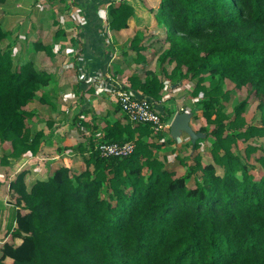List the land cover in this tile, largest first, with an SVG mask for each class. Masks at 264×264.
<instances>
[{"label":"trees","instance_id":"obj_1","mask_svg":"<svg viewBox=\"0 0 264 264\" xmlns=\"http://www.w3.org/2000/svg\"><path fill=\"white\" fill-rule=\"evenodd\" d=\"M150 13L166 29L168 45L160 60L175 63L171 77L196 83L191 94L205 125L195 124L203 136L190 142L191 148L198 150L204 135L211 137L214 161L195 154L189 173L180 176L154 156L150 124L107 122L89 150L78 146L83 155L78 170L76 157L66 158L31 186L28 169L9 181L16 195L9 234L22 242L6 241L0 264H264V175L256 178L255 166L232 149L243 140L246 158L255 155L264 169V155L255 154L264 144L250 139L264 137V0H160ZM106 15L111 31H119L138 13L131 0H113ZM9 35L0 20L2 163L38 154L45 132L30 135L34 112L28 106L48 102L42 91L53 79L31 59L17 64L13 45L2 47ZM141 39L138 31L132 40L137 50ZM151 76L132 75L123 83L159 101L165 84ZM225 81L237 90L249 87L259 98L260 125L239 123L248 99L235 107L236 119L225 123L218 108ZM101 141H134L136 147L129 156L106 158L95 150ZM193 175L195 184L189 186Z\"/></svg>","mask_w":264,"mask_h":264},{"label":"crops","instance_id":"obj_2","mask_svg":"<svg viewBox=\"0 0 264 264\" xmlns=\"http://www.w3.org/2000/svg\"><path fill=\"white\" fill-rule=\"evenodd\" d=\"M112 1L7 0L0 4V20L4 29L10 32L3 43L9 44V38L14 36L17 42L13 49L18 52L19 57L28 56L27 60H33L37 66L46 69L53 76L51 84L42 91L47 95L48 102L35 100L29 104L35 106L28 108L34 112L32 124H37L36 120H40L41 116L46 117V126L39 130H44L45 139L54 137L53 133L59 132L62 145L64 143L69 153H80V144L89 150L91 140L97 142L104 135L107 122L116 121L121 107L115 89L118 84H124L126 77L140 75L145 80L154 72L160 79L168 81L162 99L153 100L156 109L166 119L174 118L181 108L191 112L190 109L196 101L190 93L193 81H175L171 77L175 63H162L160 60L162 51L168 45L164 42L166 29L150 13L157 10L159 5L149 7L143 3L144 0H131L137 8L138 16L131 22L130 27L111 31L106 14ZM58 10L60 11L57 12ZM75 12V19L69 18V13ZM138 31L142 37L141 50L132 45ZM66 34L69 35L70 51L62 58L56 49L57 45L65 43ZM37 42L49 47L38 50L34 46ZM77 46L81 51H78ZM27 50L29 55L26 54ZM67 91V101L64 104L68 108L77 105L75 110L72 107V112H75L73 122L78 121L77 125L74 124L77 130L72 133L65 129L69 122L64 121L62 127H56L60 123L58 113L52 110V114L48 115L47 112V106L55 109L57 100L61 99L60 95ZM53 121L54 125L51 126ZM25 157L28 155H22L21 159ZM14 160H11L13 164ZM4 170L0 164V176L8 173ZM28 171L31 172L29 168ZM29 172L26 181L30 186L32 182L29 184ZM8 179L9 177H0V186L6 182L8 187L12 180ZM6 222L7 218L4 220L0 214V235Z\"/></svg>","mask_w":264,"mask_h":264},{"label":"rangeland","instance_id":"obj_3","mask_svg":"<svg viewBox=\"0 0 264 264\" xmlns=\"http://www.w3.org/2000/svg\"><path fill=\"white\" fill-rule=\"evenodd\" d=\"M132 2H133V0H132ZM143 3L147 4L149 7H151L152 5L157 7L160 3V0H144ZM59 11L60 10H58L57 12H59ZM75 15H76V12L75 13H69V18L75 19ZM55 16H56V13H55ZM59 29H60V27H59ZM68 36L69 35H67V37L65 39V43H63L62 45H57L56 50H58L61 53L62 58L65 57L67 54H69V51H70L69 37ZM9 41H10V45L13 44V46L15 47V44L17 42L15 40V37L14 36L10 37ZM2 47L4 49L9 48L8 42L6 43V45H5V43H3ZM68 48H69V50H68ZM77 48H78V46H77ZM12 53H13L14 60L17 64L23 63L25 60L29 59L28 56H24V57L20 58L18 52H15V49H12ZM26 54L29 55L28 50H27ZM151 73L152 74H150V75H152V76L155 75L154 72H151ZM162 81L165 84L164 88H163V90H164L166 85H168V81H166V82L164 80H162ZM195 84L196 83L194 80L192 85L195 86ZM122 85H124V84H122ZM222 88L224 89V95L222 98L223 99L222 103L220 105H218V108H220L222 110V113L226 115L225 116L226 118H224L225 123H229L230 121H234L236 119L235 107L237 105H239L243 100L248 99L246 110L243 112V115H242L243 120H239V123H246L247 125L248 124L260 125V110L258 109L259 98L257 96H255L254 93L252 94L249 87H245L242 90H237L235 88L234 84L230 83L229 81H225ZM225 91L227 92V94ZM67 93H68V91L63 93V95L62 94L60 95L61 99L57 100L56 105L54 106V108L56 110L53 109L50 105H48L47 106V112H48V115L52 114V110H54L55 112L58 113V117L60 118V123L56 127H62V125H64V121H65V123L69 122L65 129L72 133V131L77 130V128L74 126V124L75 125L78 124V121L73 122V116H74L73 114L75 112H72V107H73V110H75L77 105L76 106L73 105L70 108H68L64 104V102L67 101V98H65V95ZM190 93H191V91H190ZM191 104H193V103H191ZM196 106H197V100L194 102V105H193L192 109H190V111L193 112L194 115L197 116V120H195L193 118V114L191 112L185 111L184 108H181L179 110L180 112H178V113L187 112L188 114L191 115L190 116V121H191L190 123H192L193 129H196L195 124H196V126L199 124L205 125L204 120L202 119L203 111L201 108L196 109ZM30 107L32 108L35 106L32 105V106H29L28 108H30ZM43 109H44V111H46L45 108H43ZM119 110H120V114L117 117V119L115 118L116 121H120L122 123L132 122L128 118V116L122 111L121 108ZM35 111H37V110L35 109ZM173 119H174L173 117H169L167 119V121L172 122ZM46 120H47L46 117L41 116L40 120H36V122H38V123L33 125L32 124L33 120L30 119L29 120L30 135L33 136L36 131H38L40 128H43L44 126H46ZM76 122H77V124H76ZM132 123H135V122H132ZM69 124H70V126H69ZM53 125H54V121L52 122L51 126H53ZM208 128L211 129L212 126L210 125ZM56 133H59V132H54L53 133L54 137H50L48 139H45L46 136H44L41 139V144H40L41 149L39 150L38 154L36 155V158H30L28 155V157H25L24 159L23 158L21 159V157H20V160H19V158H15V160L13 161L14 164L11 161H8L7 163L6 162H3V163L0 162V164H2L3 167L5 168V170L8 171V173H6L4 170V172H5L4 174H6L7 176L3 174L0 177L1 178L9 177V179L10 178L15 179V177L19 171H21L22 169H28L29 168L31 172H29L28 180H29V184H30V182H32L30 184V186H31L35 181H37L39 179L48 178L58 166L63 165L66 162V158H74V157H76V161H75V164L73 167H74V169L78 170L79 169V162L83 158V155H81L80 153H78V154L72 153V152L69 153L70 151L66 149L64 143L62 145L61 134L59 133L56 135ZM181 135H183V136H181ZM181 135L178 136L177 138H174L171 134V129L165 130L164 132H158V133L153 131L151 136L148 137V141H149V143L154 144L152 146L154 156L159 158L160 160H163V161H166L167 163H169V165L171 167L176 169L177 174L180 176H186L189 173V171H190L189 166L194 164V155L195 154L202 155L206 161H211V162L214 161L213 155H212L213 144L211 142V137L207 138L206 135H204V138L201 140H204L205 138H206V140L203 141L202 146L198 150H192V148H191L192 146L190 143V142H192V139L189 136V134H187L186 132H183ZM171 139H176V141L170 142ZM250 139H251L252 143H254V144H257V145L264 144V137H261L258 134H255V137L250 138ZM44 140H45V142H44ZM246 144H247L246 142L241 140L238 142L237 145L233 144L232 149L235 153L239 154L243 160H245V161L248 160L249 163H251V165L253 164L255 166L253 168L251 166V171L254 175H256V178H258V177L264 175V169L256 161L255 155L251 156L250 158H246V156H247ZM62 150H63V153H61ZM5 154H6L5 150L0 148V160L2 159L3 155H5ZM74 154H76V155H74ZM255 154L257 156L258 155H264V149L261 147L258 148V150L256 151ZM16 169H17V171H16ZM217 171L220 175H223L224 174V167L218 166ZM196 176L197 175H193L189 178V180H188L189 186H193L195 184ZM15 201H16V195L13 194L9 190V188L7 187V183L3 182V184L0 186V214L3 215L4 220L7 218V222L5 223V226H4L5 229L3 230V232L0 235V257L2 255V249H1L2 245L6 241H12V242L14 241V240H12V236L9 234L10 233L9 232V223H10V219H11V217L9 218V216H12V213L14 211L13 209H14ZM14 242H15V244H20L22 242V240L16 239Z\"/></svg>","mask_w":264,"mask_h":264},{"label":"built area","instance_id":"obj_4","mask_svg":"<svg viewBox=\"0 0 264 264\" xmlns=\"http://www.w3.org/2000/svg\"><path fill=\"white\" fill-rule=\"evenodd\" d=\"M115 94L122 111L132 122L150 124L153 131L157 133L171 129L172 122H168L164 115L156 109L150 97L122 84L117 85ZM135 147L134 141L122 143L101 141L95 145V150L106 158L126 157L133 153Z\"/></svg>","mask_w":264,"mask_h":264},{"label":"water","instance_id":"obj_5","mask_svg":"<svg viewBox=\"0 0 264 264\" xmlns=\"http://www.w3.org/2000/svg\"><path fill=\"white\" fill-rule=\"evenodd\" d=\"M190 114L182 112L176 114L171 125V134L174 138L180 136L183 132L189 134L192 142L195 143L199 137H202L201 133H196L190 124Z\"/></svg>","mask_w":264,"mask_h":264}]
</instances>
